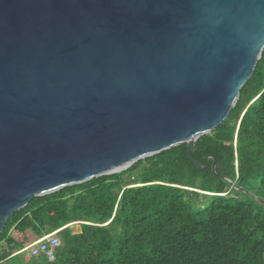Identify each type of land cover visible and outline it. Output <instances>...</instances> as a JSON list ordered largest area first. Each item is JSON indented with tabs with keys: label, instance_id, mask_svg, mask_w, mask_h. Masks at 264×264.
I'll return each mask as SVG.
<instances>
[{
	"label": "water",
	"instance_id": "1",
	"mask_svg": "<svg viewBox=\"0 0 264 264\" xmlns=\"http://www.w3.org/2000/svg\"><path fill=\"white\" fill-rule=\"evenodd\" d=\"M263 51L264 0H0V234L36 197L182 144L207 169L196 142Z\"/></svg>",
	"mask_w": 264,
	"mask_h": 264
},
{
	"label": "trees",
	"instance_id": "2",
	"mask_svg": "<svg viewBox=\"0 0 264 264\" xmlns=\"http://www.w3.org/2000/svg\"><path fill=\"white\" fill-rule=\"evenodd\" d=\"M196 147L216 172L182 144L34 198L0 234V264H264V51L229 118ZM54 232L56 259L27 260L21 251Z\"/></svg>",
	"mask_w": 264,
	"mask_h": 264
},
{
	"label": "built area",
	"instance_id": "3",
	"mask_svg": "<svg viewBox=\"0 0 264 264\" xmlns=\"http://www.w3.org/2000/svg\"><path fill=\"white\" fill-rule=\"evenodd\" d=\"M60 245L61 239L58 232H54L32 243L21 252H27L28 259L45 256L49 262H53L56 259V250Z\"/></svg>",
	"mask_w": 264,
	"mask_h": 264
},
{
	"label": "rangeland",
	"instance_id": "4",
	"mask_svg": "<svg viewBox=\"0 0 264 264\" xmlns=\"http://www.w3.org/2000/svg\"><path fill=\"white\" fill-rule=\"evenodd\" d=\"M75 232L80 233L81 232V226L80 224L75 225ZM28 253L26 254V259L28 258Z\"/></svg>",
	"mask_w": 264,
	"mask_h": 264
},
{
	"label": "crops",
	"instance_id": "5",
	"mask_svg": "<svg viewBox=\"0 0 264 264\" xmlns=\"http://www.w3.org/2000/svg\"><path fill=\"white\" fill-rule=\"evenodd\" d=\"M27 260H29V259L27 258Z\"/></svg>",
	"mask_w": 264,
	"mask_h": 264
}]
</instances>
